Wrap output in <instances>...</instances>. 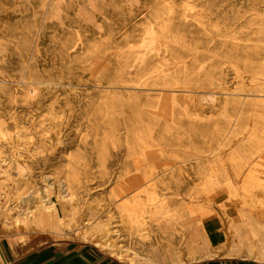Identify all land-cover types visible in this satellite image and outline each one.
Listing matches in <instances>:
<instances>
[{"label":"rangeland","instance_id":"rangeland-1","mask_svg":"<svg viewBox=\"0 0 264 264\" xmlns=\"http://www.w3.org/2000/svg\"><path fill=\"white\" fill-rule=\"evenodd\" d=\"M0 77V231L26 182L71 235L16 234L7 264L101 256L83 225L125 247L114 210L136 264H264V0H0Z\"/></svg>","mask_w":264,"mask_h":264},{"label":"bare ground","instance_id":"bare-ground-1","mask_svg":"<svg viewBox=\"0 0 264 264\" xmlns=\"http://www.w3.org/2000/svg\"><path fill=\"white\" fill-rule=\"evenodd\" d=\"M179 1V0H178ZM183 2V1H182ZM137 3V2H136ZM179 3V2H178ZM189 6V5H188ZM187 7V6H186ZM80 21V20H78ZM74 27V26H73ZM77 28V26H76ZM73 29V28H72ZM148 34V33H147ZM77 36V35H76ZM64 38V37H63ZM69 38V37H68ZM75 38V37H74ZM152 38V36H151ZM67 39V38H66ZM78 39V38H77ZM150 39V38H149ZM70 40V39H69ZM67 42V41H66ZM77 42V41H76ZM66 44V43H65ZM74 44V43H73ZM79 44V43H78ZM57 45V44H56ZM60 45V44H59ZM62 45V44H61ZM25 46V45H24ZM65 46V45H64ZM75 46V44H74ZM23 47V46H22ZM66 47V46H65ZM55 48V47H54ZM27 49V48H26ZM32 49V48H31ZM52 49V48H51ZM78 49V48H77ZM86 49V48H83ZM33 50V49H32ZM55 50V49H54ZM69 50V48H68ZM27 51V50H26ZM56 51V50H55ZM65 51V50H64ZM66 52V51H65ZM80 53V52H79ZM83 53V52H82ZM68 54V53H67ZM84 54V53H83ZM33 55V54H32ZM81 55V54H80ZM21 56V55H20ZM87 56V55H86ZM92 56V54L90 55ZM95 56V55H94ZM93 56V57H94ZM19 57V56H18ZM29 58V57H28ZM87 58V57H86ZM90 58V57H89ZM19 59V58H18ZM88 59V58H87ZM78 61V58L76 59ZM75 60V61H76ZM19 61V60H18ZM74 61V62H75ZM84 61V60H83ZM73 62V63H74ZM81 61L79 60V63ZM23 63V62H22ZM21 63V64H22ZM26 63V62H25ZM18 64V65H21ZM78 64V63H77ZM24 65V64H22ZM83 65V63H82ZM91 66V64H88ZM87 65V66H88ZM26 66V65H25ZM18 67V66H17ZM81 67V66H80ZM83 67V66H82ZM24 68V67H23ZM22 68V69H23ZM84 68V67H83ZM86 68V67H85ZM84 68V69H85ZM21 69V70H22ZM65 70V69H64ZM18 71V70H17ZM57 71V70H56ZM62 71V70H61ZM91 71V70H90ZM23 73V71H21ZM30 72V70H29ZM65 72V71H64ZM5 73V72H4ZM81 73V71H80ZM86 73V72H85ZM7 74V73H6ZM61 74V73H60ZM73 74V73H72ZM82 74V73H81ZM88 74V72H87ZM18 75V74H17ZM22 75V74H20ZM51 75V74H50ZM57 75V74H55ZM54 75V76H55ZM71 75V74H70ZM61 76V75H60ZM63 76V75H62ZM77 76V75H76ZM79 76V75H78ZM22 77V76H20ZM39 77V75L37 76ZM36 77V78H37ZM1 78V77H0ZM9 78V77H8ZM18 78V77H17ZM35 78V76H34ZM69 78V77H68ZM67 78V79H68ZM23 79V78H22ZM40 79V78H39ZM55 79V78H53ZM59 79V78H58ZM57 79V82H58ZM73 79V78H72ZM4 80V79H2ZM14 80V79H13ZM17 80H20L19 78ZM29 80V78H28ZM41 80V79H40ZM46 80V79H45ZM60 80V79H59ZM63 80V79H62ZM65 80V79H64ZM1 81V80H0ZM7 81V79L5 80ZM37 81V79H36ZM50 81V79H49ZM39 81L40 86H48L50 85L51 81ZM61 81V80H60ZM262 81V80H261ZM2 82V81H1ZM24 82V81H23ZM30 82H32L30 80ZM53 82V81H52ZM14 83V82H13ZM16 83V82H15ZM21 83V82H20ZM36 83V82H35ZM38 83V81H37ZM54 83V82H53ZM52 83V84H53ZM60 83V82H59ZM62 83V82H61ZM65 83V82H64ZM71 83V82H70ZM28 85H30L31 83H27ZM55 84V83H54ZM66 84V83H65ZM6 85V84H5ZM3 85V86H5ZM262 85V84H261ZM32 86V85H31ZM68 86V85H66ZM264 86V83H263ZM30 87V86H29ZM34 88V87H33ZM37 88V87H36ZM65 88V87H64ZM68 88V87H66ZM38 89V88H37ZM260 89V87H259ZM15 90V89H14ZM21 90V89H20ZM264 90V89H263ZM35 91L34 89H31V92ZM41 91V90H40ZM39 91V92H40ZM24 92V91H23ZM264 92V91H263ZM36 93V92H35ZM3 94V93H2ZM7 94V93H6ZM10 94V93H9ZM8 94V95H9ZM31 95V94H29ZM12 98V96H11ZM191 103V102H190ZM189 103V105H190ZM193 104V103H192ZM191 104V105H192ZM195 105V104H194ZM2 133V132H1ZM3 135V134H2ZM4 137V136H3ZM6 137V136H5ZM108 139V138H107ZM106 140V139H105ZM10 140H8L7 142H9ZM13 143V142H12ZM15 144V143H14ZM17 145V144H16ZM10 146V145H9ZM116 146V145H115ZM18 155V154H17ZM101 156V155H100ZM14 157V155H13ZM15 158V157H14ZM99 158V157H98ZM19 159V158H18ZM16 160V158L14 159ZM98 160V159H97ZM19 161V160H18ZM22 161V160H21ZM11 163V162H10ZM14 163V162H13ZM157 165V164H156ZM7 172V171H6ZM9 172V171H8ZM2 177V176H1ZM17 177V176H16ZM15 178V177H14ZM5 179V178H4ZM264 179V178H262ZM16 180V179H15ZM27 180V179H26ZM29 180V179H28ZM13 182V181H12ZM16 182V181H15ZM12 185V184H11ZM10 184H7L6 186L3 187V192L1 193V198H3L5 200V203L10 202L12 195H14V189ZM32 188V187H31ZM30 188L27 187V183L24 182L22 184V186L19 187V192H20V197L18 200L15 199V201H13L12 203V209H15V216L12 219V223H11V227H4L3 228V233L0 237H2V241L0 242V264H4V263H8L10 260H8L5 257V253L7 252V248H12V244L14 243L12 237L16 234H23L24 231L25 233H30L31 235H38L39 234H49L52 237H71V235L64 233V225L62 224V222L59 221V219L55 218L54 214L51 212V209L49 208V202H44L41 203L39 200V197L36 195L38 190L34 189L33 191V195L29 196L28 194L30 193ZM32 191V189H31ZM120 193H116L115 197H119ZM14 199V198H13ZM72 201V200H71ZM23 203L27 206V209L29 211V214H25L20 208H19V204ZM243 203V202H242ZM22 206V205H21ZM111 206V204H110ZM73 207V206H72ZM68 208V207H67ZM113 208V207H112ZM129 209V208H128ZM74 210V209H73ZM68 211V210H67ZM116 212V225L115 228L117 227V229L115 230V232L118 233H123L125 238H126V246L125 247H120L117 244H115L113 241H111L110 237H105L103 236L102 232H106V228L101 226V224L97 225L96 227H90L89 225L84 226L81 229L80 233H77L78 237H81L82 240L88 241L89 244H91L93 247H95L100 253H102L103 255L109 256L111 258H113L114 260H116L118 263H123V264H136V257L137 255L130 249V245L133 244V240L138 238H141L143 233L140 231V228L138 226H140V221L137 217H134L133 215H131V213H128V216L126 215V213L124 212L125 210H123V212H118L117 210H114ZM5 210H1V213L4 214ZM62 212V211H61ZM71 212V211H70ZM68 212V213H70ZM67 213V212H66ZM104 213V212H103ZM14 214V213H13ZM64 215V214H63ZM67 215V214H66ZM109 215V214H108ZM111 215V214H110ZM220 215V214H219ZM73 216V215H72ZM71 216V218H72ZM94 216V215H93ZM96 216V215H95ZM98 216V215H97ZM104 216V215H103ZM107 216V215H106ZM105 216V217H106ZM114 216V215H113ZM261 216V214H260ZM65 217V216H64ZM109 217V216H108ZM107 217V218H108ZM70 218V217H69ZM110 218V217H109ZM102 219V218H101ZM104 219V218H103ZM145 219V218H144ZM63 220V219H62ZM81 220V218H80ZM95 220V218H94ZM67 221V220H66ZM2 226L5 224V222L3 221V219L0 220ZM81 222V221H80ZM230 222V221H229ZM99 223V222H98ZM101 223V222H100ZM115 224V223H114ZM72 225V224H71ZM72 227V226H71ZM101 227V228H100ZM7 228V229H6ZM66 231V230H65ZM145 231V230H144ZM10 232V233H9ZM148 232V231H147ZM231 234V233H230ZM160 235V234H159ZM37 236V237H38ZM110 236V235H109ZM156 237V235H155ZM153 238V237H152ZM161 238V237H160ZM212 238V237H210ZM158 240V239H157ZM152 241V240H151ZM176 241V240H175ZM174 241V242H175ZM117 242V239H116ZM139 242V241H138ZM141 242V241H140ZM137 243V242H136ZM142 243V242H141ZM165 243V242H164ZM184 245H189L190 239L189 238H184L183 240ZM154 244V243H153ZM204 244L206 246H210L211 242L210 240H208V238H204ZM135 245V244H134ZM145 245V244H143ZM162 248L164 249L165 245L162 244ZM174 246V245H173ZM135 247V246H134ZM160 249L161 247L158 246ZM157 247V248H158ZM136 248V247H135ZM138 248V247H137ZM148 248V246H147ZM150 248V247H149ZM167 248V247H166ZM140 249V248H139ZM160 249H156L154 250V253L158 255V252H160ZM136 250V249H135ZM138 250V249H137ZM163 251V250H161ZM146 253V252H145ZM144 253V254H145ZM189 253V252H188ZM187 253V254H188ZM150 254V253H149ZM162 254V253H161ZM146 255V254H145ZM164 255V254H163ZM207 255V254H206ZM144 256V255H143ZM148 256V255H147ZM142 259V258H139ZM148 259V258H147ZM150 259V258H149ZM143 260V259H142ZM151 261V260H149ZM143 262V261H142Z\"/></svg>","mask_w":264,"mask_h":264},{"label":"crops","instance_id":"crops-1","mask_svg":"<svg viewBox=\"0 0 264 264\" xmlns=\"http://www.w3.org/2000/svg\"><path fill=\"white\" fill-rule=\"evenodd\" d=\"M20 264H112V263L107 262L105 256H103L102 254L101 256H97L94 255L91 251L85 250L82 251L81 253H76L71 256L57 255V256L44 257V258H35V259L32 258ZM204 264H245V263L229 261V260L228 261L220 260L218 262L204 263Z\"/></svg>","mask_w":264,"mask_h":264}]
</instances>
